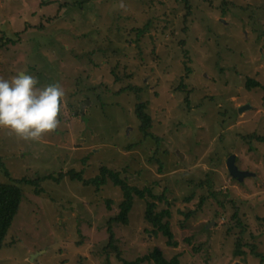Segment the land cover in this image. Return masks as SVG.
<instances>
[{"label": "rangeland", "instance_id": "obj_1", "mask_svg": "<svg viewBox=\"0 0 264 264\" xmlns=\"http://www.w3.org/2000/svg\"><path fill=\"white\" fill-rule=\"evenodd\" d=\"M73 1L0 0V39L22 35L0 47V77L23 71L65 93L57 129L40 140L0 128L11 176L0 167V181L34 183L21 185L0 264H127L155 250L181 264H261L251 251L264 255V0H83L61 10ZM249 79L262 87L248 89ZM232 156L249 177H232ZM103 167L161 199L135 195L128 225L111 223L124 201L112 177L99 188L71 178L102 181ZM148 201L171 212L177 245L152 233Z\"/></svg>", "mask_w": 264, "mask_h": 264}, {"label": "trees", "instance_id": "obj_2", "mask_svg": "<svg viewBox=\"0 0 264 264\" xmlns=\"http://www.w3.org/2000/svg\"><path fill=\"white\" fill-rule=\"evenodd\" d=\"M186 5L190 6V0H185ZM63 5L61 7V10L63 7H66L67 11L76 10L78 8L82 9L84 7V1L80 0L78 2H72L70 5ZM79 5L82 7H79ZM61 10H59V16H63L64 14H61ZM61 14V15H60ZM57 16V18H59ZM64 17V16H63ZM62 19V18H61ZM45 29V28H44ZM10 30V29H9ZM40 31V28L39 30ZM7 32H4V35L1 36L0 39V47L5 46H13L15 44H19L22 41L21 33L12 34L11 36L7 35ZM12 45H11V44ZM256 87H262V85L255 81V80H248L247 82V88L252 89ZM125 89L121 90L124 91ZM147 103H140L137 105L136 108V115L141 121V131L145 134L146 137H149V130L152 127L151 124V118L149 114L147 113ZM258 140L264 142V139L258 138ZM0 167L4 168V165L0 164ZM5 175L9 178H11L9 171L7 169L4 170ZM102 175L104 178L100 181L98 179L93 180H85L82 177V173H76L71 172V178L74 179V181L82 182L84 185H95L98 188L100 186H103L106 184L107 180L105 179L106 175H110L112 177V182L115 184V186H118L121 188L124 196V201L119 205L120 213L111 219V223H117V224H123L128 225L129 223V215L132 212L133 206H134V196H138L140 199L145 198L146 196H149L150 198L160 200V197H157L153 194L152 189L146 188L144 190H140L139 188L131 187L128 184V181L126 179H123L120 177L119 172L111 171L106 167H103L102 169ZM34 185L33 181H29L26 178L21 180L11 179L10 183H5L0 181V250H2L5 246L6 239L8 237V234L12 228V225L14 223L15 217L18 215L20 211V205L23 201V188L21 185ZM40 194V192H39ZM191 200V199H190ZM113 203V202H112ZM157 204L154 202L147 203V210H146V216L145 220L148 223L152 224L153 231L152 233L154 235H158L159 233H162L163 235L167 236L170 239V242L168 244L170 245H177V243H172L171 240L173 239V234L170 229V223L169 221H164L166 217L171 216V212L169 210H165L162 212H156ZM186 216H190V213ZM110 232H112V229H110ZM112 245L114 240V233L112 232L111 236ZM239 250L236 253L237 257H242L245 253L244 251L240 250L241 246L238 244ZM252 255L257 258L261 259L262 263L264 262V255L256 252L255 250H252ZM145 260H154L157 264H181L178 257H175L173 260L168 261L163 253L160 250H155L150 256H146L143 258L138 259L134 263H127V264H141Z\"/></svg>", "mask_w": 264, "mask_h": 264}, {"label": "clouds", "instance_id": "obj_3", "mask_svg": "<svg viewBox=\"0 0 264 264\" xmlns=\"http://www.w3.org/2000/svg\"><path fill=\"white\" fill-rule=\"evenodd\" d=\"M38 84L35 76L23 71L11 79L0 77V128L25 141H38L59 124L62 87Z\"/></svg>", "mask_w": 264, "mask_h": 264}, {"label": "water", "instance_id": "obj_4", "mask_svg": "<svg viewBox=\"0 0 264 264\" xmlns=\"http://www.w3.org/2000/svg\"><path fill=\"white\" fill-rule=\"evenodd\" d=\"M60 115V112L58 113V116ZM235 162H236V158L234 156H232L229 160H228V170L230 171L231 175L233 178L235 179H238L239 181H242L244 180L245 178L249 177L250 174L249 173H245V172H241L238 170V168L236 167L235 165ZM43 253L42 252H38L36 254H34L32 256V261L34 259H36L39 255H41ZM237 264H240V263H237Z\"/></svg>", "mask_w": 264, "mask_h": 264}]
</instances>
